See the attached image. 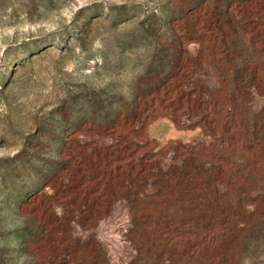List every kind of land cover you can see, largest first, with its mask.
<instances>
[{
    "label": "rangeland",
    "instance_id": "1",
    "mask_svg": "<svg viewBox=\"0 0 264 264\" xmlns=\"http://www.w3.org/2000/svg\"><path fill=\"white\" fill-rule=\"evenodd\" d=\"M0 264H264V0H0Z\"/></svg>",
    "mask_w": 264,
    "mask_h": 264
}]
</instances>
